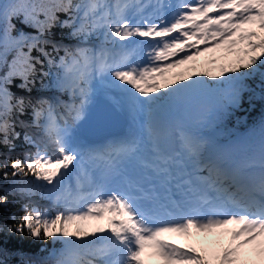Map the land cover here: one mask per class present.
<instances>
[{
    "label": "snow or ice",
    "instance_id": "snow-or-ice-1",
    "mask_svg": "<svg viewBox=\"0 0 264 264\" xmlns=\"http://www.w3.org/2000/svg\"><path fill=\"white\" fill-rule=\"evenodd\" d=\"M15 19L33 32L17 30ZM56 27L68 29L77 44L57 41ZM97 34L103 38L100 46H89ZM215 50H223L217 59L226 61L218 71L200 73L193 65L170 74ZM45 62L58 70L57 87L78 102L69 105L62 123L51 102L32 105L29 126L40 129L42 138L24 131V143L34 151L14 155L21 137L14 116L23 115L29 102L14 96L9 85L19 79L31 91L37 65ZM261 69L264 0L0 3V146L8 149L0 173L12 180L14 192L29 199L39 195L52 204L47 209L25 204L7 231L62 243L54 264H264V152L259 173L244 174L201 167L191 138L184 141L187 158L166 153L157 140L148 155H140L133 141L114 151L117 157L135 159L137 170L124 177L122 187L112 188L83 169L84 154L71 129L92 118L87 109L96 77L149 108L166 97L176 100L211 88L208 78L217 87L227 84L228 104L238 106L245 81L264 75ZM6 203L7 196H0V205ZM89 221L98 223L92 227Z\"/></svg>",
    "mask_w": 264,
    "mask_h": 264
},
{
    "label": "trees",
    "instance_id": "trees-1",
    "mask_svg": "<svg viewBox=\"0 0 264 264\" xmlns=\"http://www.w3.org/2000/svg\"><path fill=\"white\" fill-rule=\"evenodd\" d=\"M10 0H0V3L7 4ZM61 15V19H63ZM17 30L25 32H33V29L26 27L20 23L19 19L13 20ZM54 38L67 46H75L77 41L68 36V29L56 27L53 30ZM14 35L16 33H13ZM102 36L97 34L90 40L89 46L99 47L102 42ZM51 47L49 46V51ZM63 53L61 52V55ZM33 56H38L39 53L33 51ZM41 59H43L41 57ZM11 60V54H9ZM195 68L202 73L207 71L208 57L203 55L195 64ZM37 75L35 82L30 84L31 91L23 89L21 80L14 79L9 85L10 91L16 97H24L27 102L26 109L23 115L17 113L14 116L16 120V131L21 133V137L15 140V154H20L23 151H34V149L26 145L23 140L24 131L33 134L37 139L42 138L41 130L35 127H30L33 113L32 105L43 101H49L53 104L56 110V115L63 119H68L67 111L71 103L78 102L70 92H66L58 88L55 81L58 70L50 68L47 63L43 66L37 65ZM187 72V70H185ZM41 73H49L42 75ZM264 73V69H261ZM175 75V74H174ZM178 80V76H177ZM246 90L242 93V102L238 106H228L217 109L214 117L211 118L210 128L206 127L205 144L202 152L210 154L215 144L224 140L230 139L237 134L245 131H250L258 138L260 142V156L264 152V75L255 74L253 77L245 81ZM165 99V98H164ZM163 100V99H162ZM23 121V123H20ZM71 123V121H69ZM8 149L0 146V161L4 160V154ZM261 152V153H260ZM50 154L55 155L54 150L50 149ZM200 158L203 153H199ZM12 180H6L0 173V196H7V203L0 205V225L4 226V230L0 231V264H54L55 259L49 257L52 245L59 248V252L63 248L60 242L49 240L47 242L34 239L25 233H9L7 226L15 224L22 216V208L25 204L39 206L42 209L51 208L52 204L46 198H41L35 195L30 199L20 195L12 190ZM15 216L16 219H13Z\"/></svg>",
    "mask_w": 264,
    "mask_h": 264
},
{
    "label": "rangeland",
    "instance_id": "rangeland-1",
    "mask_svg": "<svg viewBox=\"0 0 264 264\" xmlns=\"http://www.w3.org/2000/svg\"><path fill=\"white\" fill-rule=\"evenodd\" d=\"M205 55H209L207 71L211 70L213 72H216L219 69V65L226 62L225 60L217 59L224 55L223 50L210 51L208 53H205ZM212 59H217V63L215 65L209 63V61ZM198 60L199 57L195 58L193 61H190L188 64L181 65L178 68L172 69L171 73H182L185 70L188 71V69L195 65ZM195 70L202 73L197 68H195ZM180 79L181 78L178 77V80ZM205 80L207 85L212 86L211 88H204V91L200 90L198 92L190 93L176 100L166 98L164 99V101L157 102L156 104L152 105L151 108H148L149 112H152V114L149 115L146 112V107H148L147 105L134 104L131 101L129 94L121 92L118 88H113L110 84H108L106 80H102L100 79V77H96L93 81V90L89 99L87 111L91 113L93 100L99 91H102L105 95L114 100L120 109L124 111L132 109L133 115H137V117L139 118V122H137L138 124L136 123V127H134L135 131H133L135 140L143 136L141 143H139L140 141L137 143L139 145L141 153L139 154L148 155L154 140H157L161 148L166 152L169 136L166 132L159 129L157 114L162 111V109L166 105L173 104L174 106L179 107L180 111L185 115V121L188 126L187 130H184L187 136L180 132L181 134L178 139L179 146L171 150L170 154L175 155L176 153H180L181 158H187L188 153L185 148V139L191 138L198 146V150L200 152L205 144V137L203 134L206 132V127L210 128L211 118L214 117L216 110L229 106V86L227 84H223L217 87L215 82L211 79L205 78ZM83 123L85 122L80 121L76 124H72L71 129L73 131L74 141H76V135L80 132ZM126 142L131 141L128 139ZM237 144H240L241 146L248 145V147L246 148L252 147L255 150H260V142L258 138L255 137L254 134L250 131L241 133L237 137ZM204 155L206 156V154ZM205 156H203L202 158H204ZM253 157L254 154L252 155V158ZM202 158L200 159L199 156V159L203 162L201 167H205L206 162ZM205 158L207 159V157ZM82 167L87 171V173L89 172V170L86 169L85 158ZM88 175L93 177L92 173ZM205 175H207V172H205ZM84 183L86 185L85 189H87L86 180L84 181ZM97 223V221L86 222L87 225H90L92 227H95ZM176 242L185 243L183 238H177ZM153 264H155V262H153Z\"/></svg>",
    "mask_w": 264,
    "mask_h": 264
},
{
    "label": "bare ground",
    "instance_id": "bare-ground-1",
    "mask_svg": "<svg viewBox=\"0 0 264 264\" xmlns=\"http://www.w3.org/2000/svg\"><path fill=\"white\" fill-rule=\"evenodd\" d=\"M124 141V138L122 137H117V138H113V143L121 145ZM245 155L249 156V153L247 154V151L245 152Z\"/></svg>",
    "mask_w": 264,
    "mask_h": 264
},
{
    "label": "water",
    "instance_id": "water-1",
    "mask_svg": "<svg viewBox=\"0 0 264 264\" xmlns=\"http://www.w3.org/2000/svg\"><path fill=\"white\" fill-rule=\"evenodd\" d=\"M100 110L98 109V112H99Z\"/></svg>",
    "mask_w": 264,
    "mask_h": 264
}]
</instances>
